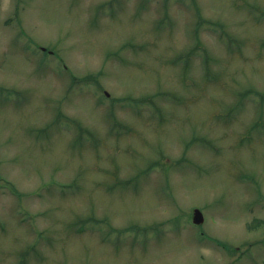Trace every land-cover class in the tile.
Listing matches in <instances>:
<instances>
[{
	"label": "rangeland",
	"instance_id": "1",
	"mask_svg": "<svg viewBox=\"0 0 264 264\" xmlns=\"http://www.w3.org/2000/svg\"><path fill=\"white\" fill-rule=\"evenodd\" d=\"M0 264H264V0H0Z\"/></svg>",
	"mask_w": 264,
	"mask_h": 264
},
{
	"label": "water",
	"instance_id": "2",
	"mask_svg": "<svg viewBox=\"0 0 264 264\" xmlns=\"http://www.w3.org/2000/svg\"><path fill=\"white\" fill-rule=\"evenodd\" d=\"M192 220L194 223H201L203 221V215L198 208L193 209Z\"/></svg>",
	"mask_w": 264,
	"mask_h": 264
}]
</instances>
